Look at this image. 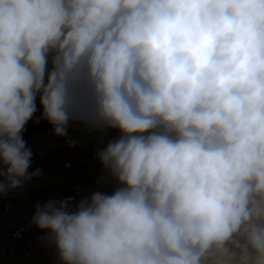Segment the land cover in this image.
<instances>
[{
    "label": "clouds",
    "instance_id": "clouds-1",
    "mask_svg": "<svg viewBox=\"0 0 264 264\" xmlns=\"http://www.w3.org/2000/svg\"><path fill=\"white\" fill-rule=\"evenodd\" d=\"M37 101L118 133L110 192L35 206L58 264H264V0H0V195Z\"/></svg>",
    "mask_w": 264,
    "mask_h": 264
},
{
    "label": "built area",
    "instance_id": "built-area-1",
    "mask_svg": "<svg viewBox=\"0 0 264 264\" xmlns=\"http://www.w3.org/2000/svg\"><path fill=\"white\" fill-rule=\"evenodd\" d=\"M41 109L37 101V112L33 120L29 121L23 133L27 147L35 150L36 147L42 151L53 144H69L78 139L88 140L103 137H117L115 130H107L101 134L84 128L79 123H70L67 135L59 137L53 134V129L46 121L39 123L33 121L39 118ZM40 124H44L42 128ZM71 163L66 162L65 168H70ZM29 171H32L30 167ZM112 190L111 185L105 183L102 176L88 184L78 185L71 188L70 192L61 193L57 196H35L29 197L30 191L25 193H6L0 195V264H58L55 252L42 240L46 235L30 224L37 203L43 205L49 200H62L67 197H75L73 203L82 198L90 197L93 191Z\"/></svg>",
    "mask_w": 264,
    "mask_h": 264
},
{
    "label": "rangeland",
    "instance_id": "rangeland-1",
    "mask_svg": "<svg viewBox=\"0 0 264 264\" xmlns=\"http://www.w3.org/2000/svg\"><path fill=\"white\" fill-rule=\"evenodd\" d=\"M43 126L44 124L39 125L40 128ZM69 145L50 147L44 150L40 156L36 150L31 149L33 152L32 171L40 169L41 175L39 176H43V181L42 185H39L42 187L32 186L27 190L30 191L29 197H54L61 193L70 192L74 186L92 183L97 180L102 167L99 161L95 159L97 151L92 149V144ZM64 161L70 162L71 167L65 168V164L64 166L62 164Z\"/></svg>",
    "mask_w": 264,
    "mask_h": 264
},
{
    "label": "bare ground",
    "instance_id": "bare-ground-1",
    "mask_svg": "<svg viewBox=\"0 0 264 264\" xmlns=\"http://www.w3.org/2000/svg\"><path fill=\"white\" fill-rule=\"evenodd\" d=\"M41 115L39 114V117H40ZM111 139H113V137H103V138H95V139H88V140H81V139H78V140H76V141H74V144H86V143H90V144H92V149L94 150V151H99L102 147H104L106 144H107V142L109 141V140H111ZM70 144V143H69ZM59 145H61V144H53V145H50L49 147H47L46 149H48V148H50V147H56V146H59ZM63 145H66V144H63ZM36 151H37V153H38V155L40 156L41 155V153L43 152L42 151V148H40V147H36V149H35ZM43 154V153H42ZM71 161L73 160V159H70ZM66 163V161H64L62 164H63V166H64V164ZM94 172V171H93ZM102 174H103V170H102V168H101V172H100V174H99V176H98V178H97V180L102 176ZM42 177L43 176H37V177H34L31 181H29V182H27L25 185H24V187L23 188H21V189H18V190H14V191H10V193H14V194H19V193H21V192H25V191H27V190H29L32 186H34V187H42V186H39L41 183H42V181H43V179H42ZM50 181V180H49ZM63 181V180H62ZM42 185V184H41Z\"/></svg>",
    "mask_w": 264,
    "mask_h": 264
}]
</instances>
